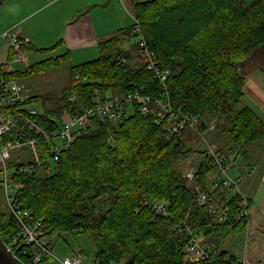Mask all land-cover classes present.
<instances>
[{
	"label": "trees",
	"instance_id": "16d2710c",
	"mask_svg": "<svg viewBox=\"0 0 264 264\" xmlns=\"http://www.w3.org/2000/svg\"><path fill=\"white\" fill-rule=\"evenodd\" d=\"M128 2L134 23L101 41L99 58L71 67L68 86L54 97L55 107L40 112L39 119L41 125L49 122L48 128L56 130L60 122L110 100L122 103L128 117L105 121L94 117L72 143L60 144V151L54 149V139L42 142L41 159L48 171H23L21 162H9L16 171L11 181L23 185L14 193L15 203L31 223L41 224V242L48 250L39 263L33 261L34 245L19 243L14 253L25 264H61L53 256L49 237L86 233L94 247V264L130 260L193 264L185 261V252L194 239L215 249L195 264H246L224 243L243 232L248 220L235 216L220 223L198 204L196 185L184 167L198 151L183 135L191 131L205 140H221L218 137L227 134L228 142H218L224 153L234 145L243 148L264 140V122L243 103L245 77L240 71L253 50L264 48V0ZM132 37L137 42L131 49L123 48ZM21 42L24 53H52L62 44L38 49ZM146 54H152L155 69H149ZM70 58V52L50 57L17 71L15 77L20 81L60 68ZM156 69L167 72L166 79ZM50 98L30 95L26 104ZM171 117L175 119L168 124ZM183 117L200 121L201 133L190 129L174 133ZM212 124L215 129L209 130ZM206 158L194 181L208 193L215 167ZM229 191L217 189L216 196L210 195L236 209L242 199L238 194L229 196ZM155 203L164 204L166 213L156 212ZM9 209L0 210V235L11 246L23 227Z\"/></svg>",
	"mask_w": 264,
	"mask_h": 264
},
{
	"label": "built area",
	"instance_id": "2783aa9c",
	"mask_svg": "<svg viewBox=\"0 0 264 264\" xmlns=\"http://www.w3.org/2000/svg\"><path fill=\"white\" fill-rule=\"evenodd\" d=\"M19 25H15L0 35V42H6L8 45L6 61L0 62V185L4 188L9 207L12 209L14 216L22 224V232L18 237L13 239L12 245L22 243L23 245H34L36 250L33 254V261L39 263L42 260L44 253L48 250L41 242V236L44 232L41 229L39 222L31 223L28 213L18 209L15 203L14 193L23 188L22 183L11 181V176L16 174V171L9 167L11 160L21 162L25 169L43 168L49 170V165L41 159V143L50 140H55L54 149L60 151V144L69 145L76 137V134L85 128L90 119L96 117L100 121H105L108 118L111 120H119L128 117L129 111L126 110L122 103L117 101H107L97 109L85 110L78 116H71L64 122L59 123L56 130L48 128L49 122L45 125L40 124L41 113L33 106L26 104L30 98V94L26 91V86L20 82L15 74L18 71L15 68L16 64H25L26 53L23 52L22 42L18 34ZM144 46V44H143ZM148 52V51H146ZM12 55V57H10ZM149 61V69H155L152 61V54H146ZM157 70V69H156ZM158 71V70H157ZM162 79H166L168 73L158 71ZM146 108L144 112H146ZM160 122V121H159ZM193 130L201 133L202 124L197 119L191 117H183L177 126L173 127L174 133L182 130ZM215 125L212 124L209 130H214ZM62 148V147H61ZM17 149L18 153L13 155L11 150ZM26 150L31 159L24 152ZM206 160L211 163L218 173L217 178L212 184L211 192L216 189L234 190L242 199L238 208L231 209L227 203H222L219 200L210 196V193L202 191L199 186L196 187L198 195V203L201 206H206L210 213L216 217L220 223H225L232 220L235 216L249 220V203L243 196L241 184L244 180L242 175H235L232 169V163L226 153L221 152L215 145H209L206 152ZM58 159V156L55 157ZM198 168L193 164H189L186 169V177L194 180ZM159 213H166V207L162 203L154 205ZM22 241V242H19ZM215 249L209 245L193 241L188 245L185 252V261L187 263H197L210 257ZM61 264H82V260L73 255L60 259ZM249 264L247 261H244ZM124 264V262L120 263Z\"/></svg>",
	"mask_w": 264,
	"mask_h": 264
},
{
	"label": "crops",
	"instance_id": "0c3cea01",
	"mask_svg": "<svg viewBox=\"0 0 264 264\" xmlns=\"http://www.w3.org/2000/svg\"><path fill=\"white\" fill-rule=\"evenodd\" d=\"M123 3V0H4L0 5V35L11 27L19 25L20 39L38 49L50 48L62 41L57 50L70 52V61L73 65H78L100 57L99 43L113 37L119 29L127 28L122 26L129 23V21L125 23L127 19L123 15ZM130 16L134 19L133 14ZM240 71L245 77L243 103L264 122V48L253 50L242 62ZM218 138L221 140H217L216 137L214 141H208L204 151L207 152L209 145L215 144L219 147L218 142L226 143L230 140L227 134ZM249 144L251 145H245L243 148L234 145L230 153L234 156L235 154L247 156L246 146L260 147L263 152L255 154V158L263 161L264 140ZM226 154L232 163L233 173L244 178L241 191L250 203V207L254 203L264 207V176L261 183L256 186L254 180L256 177L252 171L248 175L241 172L233 164L228 152ZM205 157V154L201 156V162ZM262 161H258L257 164L262 166ZM192 162L195 163L194 160ZM217 176L218 173L214 170L209 180V189ZM250 207L248 225L254 217L251 216ZM252 234L249 233V237H252ZM57 259L60 261V258ZM261 260H264V250ZM243 261L249 264L262 262L251 260L249 253Z\"/></svg>",
	"mask_w": 264,
	"mask_h": 264
},
{
	"label": "rangeland",
	"instance_id": "374dc122",
	"mask_svg": "<svg viewBox=\"0 0 264 264\" xmlns=\"http://www.w3.org/2000/svg\"><path fill=\"white\" fill-rule=\"evenodd\" d=\"M123 2H124L123 3L124 9H122V11H123V15H125L127 19L125 23H127L128 21L129 23L126 25H122V26L128 27L134 22V19H132V17L130 16L131 14H134V12H133V7L128 2V0H123ZM119 26H121V24L118 25V28ZM137 40L138 39L135 37L126 39L123 43V48L131 49L132 46L137 42ZM7 48H8V45L6 42H0V61H4L6 59L5 53L7 51ZM62 54H64V51H61V50H57L52 53H39V52L26 53L25 55L27 58H26L25 64H16L15 68L18 71L25 70L27 67L37 62H41L50 57H56ZM133 54L136 55L138 54V52L135 51ZM72 66H73V63L70 61V62L63 64L60 68H51L45 73L38 74V75H32L23 80L20 79V81L23 84H25L26 91L30 95H45L47 97H51L45 103L41 102V103L32 104V106L35 109H37L39 112H43L45 110L52 109L55 107L56 99L54 100V97L55 96L57 97V95H59L63 91V89L68 86L70 82V69ZM108 97H111V93L108 94ZM160 109L161 111H163V109H166V105L162 104L160 106ZM164 114H166V110ZM157 117L158 118H156V123H159L160 115L158 113H157ZM174 119L175 117H171V119H169L168 124L172 123ZM183 136L186 140H188L189 146H191L192 148L198 151V153H195L193 155L194 158L192 160H194L195 163L194 162L192 163L194 164L195 168L199 169L201 167L200 158L201 156L204 155L200 152L206 149V147L208 146V141L214 140V139L210 137L209 139L205 140L200 135H197L191 131L185 132ZM227 137L229 138L228 135ZM259 141H262V140H259ZM248 145L250 146L251 144H247V146ZM247 146L245 147V150L246 149L248 150L247 156H244L241 154L240 155L235 154L234 156L230 153L231 150H227V152L233 164H235L236 168H239L241 172H245L248 175L252 171L253 175L256 177L254 179L255 184L256 186H258L261 183V180L264 176V160L263 161L257 160L255 158V154H257L258 152H263V149H260V147L248 148ZM11 152L13 155L18 153L17 149H12ZM24 152L27 154V157L31 159L28 152L26 150H24ZM191 158L192 157H189V159L187 160L188 164H184V167L186 169L190 164ZM258 161H262V166H260V164H257ZM38 173L41 175L47 174V172L43 169H38ZM194 180H190V181H193L190 183L193 185V187L195 185L197 187V185L199 184L197 183V181H194ZM214 192L215 190H213L212 192L210 191L209 193H214ZM236 194L238 193L235 192L234 190L229 191V196H232V195L234 196ZM210 196L213 197L212 195ZM215 196H216V192H215ZM215 199L218 200L217 197ZM154 205H153L154 210L159 213V211L155 209ZM250 209H251L250 210L251 216L253 217L254 215V217L251 218L250 224L247 226V228L243 232L236 233V234L229 236L224 243V248L226 250H229L232 254L236 255L242 260H244V258L246 257V254L249 253L251 260L255 262L262 261L261 263H263L264 260H261V255H262V251L264 250V207L258 206L257 203H254L252 204ZM0 210L6 213L10 212L6 193L4 191V188L1 185H0ZM249 233H253L252 237L251 236L249 237ZM193 241L200 242L199 239H194ZM48 242H49V246L53 250L54 256L57 258L62 259L66 256L72 257L73 255H76L82 260V264H94V247H93V244L91 243V240L88 234L86 233H80V234L66 233L62 236H58L57 234H54L49 237ZM203 244H206V243H203Z\"/></svg>",
	"mask_w": 264,
	"mask_h": 264
},
{
	"label": "water",
	"instance_id": "95a60500",
	"mask_svg": "<svg viewBox=\"0 0 264 264\" xmlns=\"http://www.w3.org/2000/svg\"><path fill=\"white\" fill-rule=\"evenodd\" d=\"M0 264H25L21 259H19L14 251L9 248V246L4 242L0 235ZM131 264V260L127 262Z\"/></svg>",
	"mask_w": 264,
	"mask_h": 264
}]
</instances>
